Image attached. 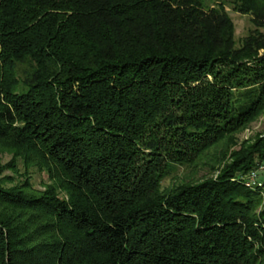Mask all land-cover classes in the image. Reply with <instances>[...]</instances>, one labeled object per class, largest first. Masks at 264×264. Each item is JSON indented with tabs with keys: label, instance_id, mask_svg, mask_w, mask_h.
Returning a JSON list of instances; mask_svg holds the SVG:
<instances>
[{
	"label": "trees",
	"instance_id": "trees-1",
	"mask_svg": "<svg viewBox=\"0 0 264 264\" xmlns=\"http://www.w3.org/2000/svg\"><path fill=\"white\" fill-rule=\"evenodd\" d=\"M217 1L0 0V264H264V0Z\"/></svg>",
	"mask_w": 264,
	"mask_h": 264
},
{
	"label": "rangeland",
	"instance_id": "rangeland-1",
	"mask_svg": "<svg viewBox=\"0 0 264 264\" xmlns=\"http://www.w3.org/2000/svg\"><path fill=\"white\" fill-rule=\"evenodd\" d=\"M226 7L227 12L230 14L234 25H235V41L237 46L241 45L242 40L248 35L249 31L253 29V24L250 16L242 15L234 11L231 1H222ZM219 4L217 0H208V5L213 8ZM264 131V114L260 116L256 121H254L244 132L238 135L239 144L244 141H250L254 139L256 135L261 134ZM12 159V155L9 153H3L0 151V164H6ZM20 172L23 173V167L19 165ZM208 170H201L197 174L199 180L206 176H217V174L211 175ZM5 175L13 176L11 172H6ZM190 175V170L176 165L173 173L163 182L164 188H169L173 184L178 183ZM32 183L35 188L44 190L45 186L50 183L48 175L46 173H41L36 169L31 170ZM260 178L264 180V174L260 173Z\"/></svg>",
	"mask_w": 264,
	"mask_h": 264
},
{
	"label": "built area",
	"instance_id": "built-area-1",
	"mask_svg": "<svg viewBox=\"0 0 264 264\" xmlns=\"http://www.w3.org/2000/svg\"><path fill=\"white\" fill-rule=\"evenodd\" d=\"M260 170L264 171V166H262ZM257 178H258L257 172L252 173L251 177L249 178V182H247V186H251V185L261 186V184L257 182Z\"/></svg>",
	"mask_w": 264,
	"mask_h": 264
}]
</instances>
